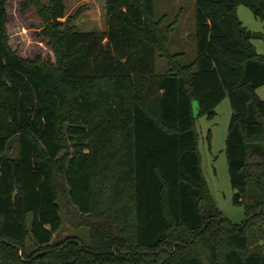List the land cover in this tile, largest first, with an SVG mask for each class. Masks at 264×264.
Segmentation results:
<instances>
[{
  "label": "trees",
  "instance_id": "16d2710c",
  "mask_svg": "<svg viewBox=\"0 0 264 264\" xmlns=\"http://www.w3.org/2000/svg\"><path fill=\"white\" fill-rule=\"evenodd\" d=\"M9 1L0 0V264H264V55L252 42L262 34L237 16L245 4L264 19V0H195L187 64L170 51L181 13L167 23L155 0H106L104 32L60 22L65 0H30L56 64L12 49ZM226 98L241 224L209 191L193 109L213 119ZM13 137L18 158L5 155ZM64 225L89 229L90 242L56 241Z\"/></svg>",
  "mask_w": 264,
  "mask_h": 264
},
{
  "label": "rangeland",
  "instance_id": "374dc122",
  "mask_svg": "<svg viewBox=\"0 0 264 264\" xmlns=\"http://www.w3.org/2000/svg\"><path fill=\"white\" fill-rule=\"evenodd\" d=\"M43 7H48L51 0H38ZM65 17L60 19L65 26H75L80 31L107 30L106 0H65ZM157 18L167 15V23L181 13L179 24L171 34L170 51L174 54L185 53L179 61L191 63L197 55L195 0H155ZM8 20L6 24L7 36L12 49L21 57L57 63L49 39L44 35L46 22L40 15L39 8L30 0H10L7 4ZM237 16L250 31L262 34V38L252 40L256 51L264 55V19L258 17L245 4L237 6ZM72 18V21L69 19ZM64 27H62L63 29ZM158 73L167 70V62L157 60ZM257 94L264 100V86L257 90ZM198 134V148L202 159V171L209 191L222 214L231 222L243 223L247 214L244 207L234 204V190L231 184L228 161L226 155V140L232 120V106L226 98L216 109V116L209 119L199 115V105L193 102ZM9 149L5 155L18 158L20 155V139L13 137L9 140ZM10 150V151H9ZM68 236H78L86 243L90 242L89 229H70L64 225L55 234L56 241Z\"/></svg>",
  "mask_w": 264,
  "mask_h": 264
}]
</instances>
